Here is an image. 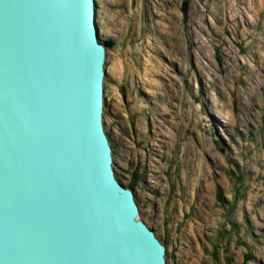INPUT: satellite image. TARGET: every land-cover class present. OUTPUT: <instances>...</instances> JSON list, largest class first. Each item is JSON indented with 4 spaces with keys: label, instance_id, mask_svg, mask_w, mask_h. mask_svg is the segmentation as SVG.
Instances as JSON below:
<instances>
[{
    "label": "rangeland",
    "instance_id": "rangeland-1",
    "mask_svg": "<svg viewBox=\"0 0 264 264\" xmlns=\"http://www.w3.org/2000/svg\"><path fill=\"white\" fill-rule=\"evenodd\" d=\"M95 1L113 168L166 264H264V0Z\"/></svg>",
    "mask_w": 264,
    "mask_h": 264
},
{
    "label": "water",
    "instance_id": "water-1",
    "mask_svg": "<svg viewBox=\"0 0 264 264\" xmlns=\"http://www.w3.org/2000/svg\"><path fill=\"white\" fill-rule=\"evenodd\" d=\"M95 0H0V264H166L116 177Z\"/></svg>",
    "mask_w": 264,
    "mask_h": 264
},
{
    "label": "bare ground",
    "instance_id": "bare-ground-1",
    "mask_svg": "<svg viewBox=\"0 0 264 264\" xmlns=\"http://www.w3.org/2000/svg\"><path fill=\"white\" fill-rule=\"evenodd\" d=\"M210 120H212L213 123H216V121H215V119H213V117L212 118L210 117Z\"/></svg>",
    "mask_w": 264,
    "mask_h": 264
},
{
    "label": "trees",
    "instance_id": "trees-1",
    "mask_svg": "<svg viewBox=\"0 0 264 264\" xmlns=\"http://www.w3.org/2000/svg\"><path fill=\"white\" fill-rule=\"evenodd\" d=\"M128 188H130L131 190H133V187L132 186H128ZM164 244V243H163Z\"/></svg>",
    "mask_w": 264,
    "mask_h": 264
}]
</instances>
